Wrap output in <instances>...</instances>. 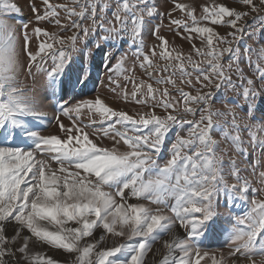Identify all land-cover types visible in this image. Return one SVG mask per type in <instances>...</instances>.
<instances>
[{
    "label": "snow or ice",
    "instance_id": "6c2138e0",
    "mask_svg": "<svg viewBox=\"0 0 264 264\" xmlns=\"http://www.w3.org/2000/svg\"><path fill=\"white\" fill-rule=\"evenodd\" d=\"M165 4L169 10L161 12ZM25 9L34 19H27ZM176 12L183 16L176 18ZM8 15H20V23H10ZM157 18L161 22L153 25ZM87 19L89 27L82 24ZM165 19L169 32L189 42L187 55L181 46L169 51L168 37L161 35ZM219 27L230 31L221 35ZM70 29L78 31L60 35ZM96 29L105 35L90 48ZM146 31L158 44L148 46ZM245 32L249 39L258 37L257 44L264 40V0H212L202 5L199 17L191 4L176 0H113L111 6L105 0H71V6L0 0V264H60L31 253L30 242L74 256L66 264H147L152 245L164 235L170 239L164 241L167 254L160 264H224L223 257L217 261L215 253L202 248L217 225L221 197L225 203L251 205L225 229L231 264H264V199L256 198L264 187L250 189L251 181L240 175L246 169L236 159L247 155L242 137L247 131L248 144L260 150L252 171L264 168V116L255 114L256 101H264V46L246 47L256 62L246 57L254 71L245 75L239 48L233 47ZM125 34L135 48L132 66L125 67L127 53L116 57L118 47L105 52L106 60L116 59L106 88L113 101L139 110L129 114L111 107L96 88L94 96L66 99L64 80L74 58L82 59L74 85L86 86L91 69L84 58L105 44L122 43ZM137 65L147 80L135 78ZM177 70L179 83L173 79ZM229 90L244 103L215 109L217 94ZM245 105L246 114L239 116L237 109ZM44 121L54 122L57 132L44 134ZM220 129L226 148L213 138ZM105 138L111 147L97 143ZM225 156L235 183L225 178ZM257 179L264 185V170ZM133 198L136 202H130ZM177 228L184 230L183 238ZM108 236L112 246H106ZM175 251L178 257L172 256Z\"/></svg>",
    "mask_w": 264,
    "mask_h": 264
},
{
    "label": "rangeland",
    "instance_id": "374dc122",
    "mask_svg": "<svg viewBox=\"0 0 264 264\" xmlns=\"http://www.w3.org/2000/svg\"><path fill=\"white\" fill-rule=\"evenodd\" d=\"M13 2H17L20 4H26L28 2H31V0H13ZM51 3H55V4H62V3H69L71 6V0H50ZM105 2L109 3L110 6L113 2V0H105ZM154 2L159 3V0H154ZM176 2L178 3H184V4H191L193 7H195L196 9V15L197 17L200 16L201 13V7L202 5L206 4V3H211L212 0H176ZM36 3L38 6H40V0H36ZM216 3H231V0H216ZM170 5H163L160 10L161 12H166L169 10ZM79 9L77 8V11ZM25 15L27 17V19H34V17L31 15V13L25 9ZM107 17L109 19H112V13L111 11L106 13ZM65 16L66 14L61 12V20L62 23H66L65 20ZM174 16L176 18H181L183 16L182 13L180 12H176L174 14ZM6 19L9 20L10 23L12 24H19L20 20H21V16L20 15H8L6 16ZM73 19H76L75 17H73ZM161 21L157 18L156 20L152 21V24H159ZM189 23H191V21H188ZM83 26L85 27H89L91 26V20L87 19L84 20L82 22ZM164 24V28L161 30V35H166L168 37V41H169V51L172 50V48L177 47V46H181L184 50V54L187 55L189 53V49H190V45L189 42L187 41H183L181 40L178 36H175L174 33L169 32L167 30V25H168V20L165 19L163 21ZM42 27H47L50 31L52 30H56L53 28L52 25H45V24H41ZM211 26V25H209ZM174 27V26H173ZM73 31H78L77 29H70L68 32H61L60 35L62 36H68L71 35ZM183 31V30H181ZM217 31L221 34V35H225L228 31H230V29L225 28V27H219L217 29ZM105 35V33L100 30V29H96L95 30V35L90 36V43H89V47L91 48L92 45L100 39L101 36ZM239 33L237 34V36L239 37ZM258 37H254L252 39L248 38L247 32L244 33L243 38L242 39H238L237 41L233 42V47H238L239 48V54L241 56V61H240V67L244 70L245 75H251V73L254 71V69L252 67H250L249 65V61L246 58L247 56H251L252 62L255 63L256 62V54L253 53H246L245 49L248 46H251L254 49H259L261 46H264V40H261L259 44L255 43V40ZM144 39L146 41V43L148 44L149 47L152 46V44H158L157 41H155L154 37L150 34V31H146L144 34ZM229 39H231V37H229ZM103 43V42H102ZM196 46L199 47V41L196 40L195 41ZM82 44L81 42H78V47H80ZM118 47L120 49L119 52H116V57H119L121 54L123 53H127V63L125 64L126 68H130L132 66V62H133V53L135 51V48L132 45L131 42V38L129 35L125 34L124 36V41L122 43L118 42L117 45L113 46L112 44H105L101 50H97L94 51V55L89 59V58H84V63L90 66L91 69V75L88 79V82L86 84V86H76L74 85V80H75V76L76 74L80 71V69L82 68V59L79 57L74 58V63L71 66V71L69 72L68 76L65 77L64 80V89L65 92L67 93V95L65 96V98H69L72 95L75 94H83L85 96H94L96 94L95 91H93L95 88L102 94V96L107 97L106 102L109 103V105L115 109H121L123 108L124 110H128L129 114H132V111L134 110H139L138 106L133 105L132 103H125L123 101H113L112 99V93L107 90L106 86L108 84V76H109V68L113 67L116 63V59L113 58L111 60H106L104 58V53L105 52H112L114 51V48ZM157 51H159V48L157 47ZM78 56V54H77ZM193 59H200L199 57H196L195 55H193ZM224 64L228 63V59H227V54H225V59L222 61ZM51 62L49 61V64ZM157 63L163 64V61H157ZM190 70V69H189ZM171 71V70H170ZM163 75H168L169 72H164L162 73ZM126 75H131V73H126ZM134 75L135 78L138 79H145L147 80V76H145L143 74V70L137 65L134 68ZM232 78L234 81H236L237 83H239V80L237 79V76L235 75V73H233ZM21 79L23 80L24 78L21 77ZM173 79L177 80V82L179 83L181 77L179 75V72L177 70L176 75L173 76ZM121 82H123V79L121 78ZM131 83L128 84V88H131ZM156 85L154 84V87ZM184 87L185 91H191L190 88H188L187 86L181 85ZM161 88L164 87V85H160ZM168 87H171L170 85ZM242 91V89H238L237 90ZM174 96H178V93L173 92L172 93ZM233 103L236 104H243V98L239 95H237L236 92H233L231 90L227 91L226 93L224 91H221L220 93L217 94V98L215 100L214 103V108L215 109H220L223 110L224 105L228 104L231 105ZM256 104L259 105V110L256 111V116L258 118H260L261 116H264V101H260L257 100ZM246 108L247 105H245V107L243 109L238 108L237 109V113L239 116H244L246 114ZM49 115L51 116L53 113L52 109H49ZM162 110L157 109L158 113H161ZM189 119H191L192 117L189 116L187 117ZM197 119L199 118L198 115L196 117ZM65 123H68L66 118H63ZM218 121H222L223 118L217 117L216 118ZM44 124L47 125L46 128H44L42 131L44 132V134H47L49 132L51 133H56L57 132V128H56V124L54 122H49V121H44ZM180 135H185L186 131H181L179 133ZM176 136V133L173 132L170 134L169 139L170 140H174ZM242 137L244 139V144L243 147L247 149V155H237L236 159H237V164L240 168L242 169H246L245 171H242L240 173V175L242 177H246L249 181H251L249 187L250 189H258V188H262L264 187V185H261L257 179V175L258 172L261 170H264V168L262 169H257L256 174L253 173L252 168H251V164L260 157V150L257 148L255 151H253V148L248 144V140L250 139L248 132H242ZM213 138L218 140L220 142V147L221 148H226L228 147V145L226 143H224L223 141V136H222V129L220 130H216L213 132ZM97 143H100L101 146H106V147H111V142L108 139H103V141H99L97 140ZM168 143V142H166ZM168 147H170V143H168ZM219 154V153H218ZM229 155H235L234 152H230ZM168 158V152L167 150H165L164 152V159L166 160ZM160 163H163V160L160 161ZM53 167H57L54 163H53ZM225 178L227 179L228 183H235L236 181L234 180V178H232L229 175L228 170L230 169L231 165L228 162V156H225ZM252 197V192H249V197L248 199L251 200ZM257 199H264V192H261L257 197ZM130 202H136V200L133 198ZM143 202V201H141ZM155 207V206H153ZM251 205L245 203L244 201H235L234 203H225V200L223 197H221L220 202H219V207H218V213H219V219L217 221V225L214 229V231L212 232V234L208 237V239L202 244V248L205 251H208L210 253H215L216 254V258L217 261H219L221 259V257H223L224 260V264H231V261L228 257V252H229V247H228V240H227V234L225 229L226 228H231L232 226V222L234 221V219L238 216H241L245 211L248 210V208H250ZM178 231L179 235L178 237L183 238L184 236V230L181 228H177L175 229ZM9 234H11V232L9 231ZM96 237L99 238L100 233H95ZM170 239V235H164L162 236L157 242H155L152 245V250L147 254L146 257V261L147 264H151L150 263V257H151V253L153 255L155 249L158 252L157 255L161 256V260L163 259V257L167 254V249L164 247V241H167ZM124 242L123 239H116L115 243L119 244ZM113 245V240L111 238V236H108L106 239V246H112ZM105 245H102V247ZM30 252L33 254H42L45 257H51L57 261L60 262V264H66V262L70 259H74V256H69L68 254L64 253L62 250H58V249H54L49 247L46 244H41L39 242H30ZM172 256H179V252L175 251L172 253ZM123 258V257H121ZM258 258V257H257ZM154 260V259H153ZM153 264H160V262H156ZM201 264H204V262L202 261ZM208 264H211V260H208Z\"/></svg>",
    "mask_w": 264,
    "mask_h": 264
},
{
    "label": "bare ground",
    "instance_id": "6f19581e",
    "mask_svg": "<svg viewBox=\"0 0 264 264\" xmlns=\"http://www.w3.org/2000/svg\"><path fill=\"white\" fill-rule=\"evenodd\" d=\"M175 233H176V235L178 236L179 235V233H178V231L177 230H175ZM158 254V252L156 251V249H155V251H154V253H153V255H152V253H151V261H150V263L151 264H153V261H154V263H156V262H160L161 261V256H159V255H157ZM154 259V260H153Z\"/></svg>",
    "mask_w": 264,
    "mask_h": 264
}]
</instances>
